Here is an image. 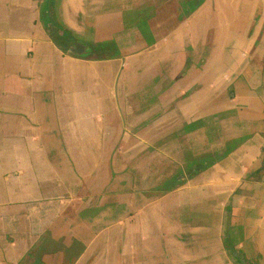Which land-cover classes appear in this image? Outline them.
I'll use <instances>...</instances> for the list:
<instances>
[{
    "label": "crops",
    "instance_id": "obj_1",
    "mask_svg": "<svg viewBox=\"0 0 264 264\" xmlns=\"http://www.w3.org/2000/svg\"><path fill=\"white\" fill-rule=\"evenodd\" d=\"M0 264H264V0H0Z\"/></svg>",
    "mask_w": 264,
    "mask_h": 264
},
{
    "label": "water",
    "instance_id": "obj_2",
    "mask_svg": "<svg viewBox=\"0 0 264 264\" xmlns=\"http://www.w3.org/2000/svg\"><path fill=\"white\" fill-rule=\"evenodd\" d=\"M47 26L53 34H55L58 30L55 27H51L50 24H47ZM66 52L82 59L91 58L93 55L90 46L78 40L74 41L70 47H67Z\"/></svg>",
    "mask_w": 264,
    "mask_h": 264
},
{
    "label": "trees",
    "instance_id": "obj_3",
    "mask_svg": "<svg viewBox=\"0 0 264 264\" xmlns=\"http://www.w3.org/2000/svg\"><path fill=\"white\" fill-rule=\"evenodd\" d=\"M57 42V44L59 45V47L66 52V49L68 47V42L73 43V41H76V38H72L71 36H64V37H55L54 38Z\"/></svg>",
    "mask_w": 264,
    "mask_h": 264
},
{
    "label": "flooded vegetation",
    "instance_id": "obj_4",
    "mask_svg": "<svg viewBox=\"0 0 264 264\" xmlns=\"http://www.w3.org/2000/svg\"><path fill=\"white\" fill-rule=\"evenodd\" d=\"M63 37H64V36H63ZM75 40H77V38H76ZM73 42H74V41H73ZM67 44H68V47H70L72 43L68 42ZM104 49H105V48H104ZM104 49H103V51H100V47L98 48V47H96V46H95V47L92 46V54H95V53H97L98 51L101 52V53H102V52H106V51L109 52V50H104ZM107 49H108V48H107Z\"/></svg>",
    "mask_w": 264,
    "mask_h": 264
},
{
    "label": "rangeland",
    "instance_id": "obj_5",
    "mask_svg": "<svg viewBox=\"0 0 264 264\" xmlns=\"http://www.w3.org/2000/svg\"><path fill=\"white\" fill-rule=\"evenodd\" d=\"M81 41H82V40H81ZM82 42L84 43V41H82ZM85 44H86V43H85ZM104 48H105V49H104ZM90 49H92V47H90ZM103 49H104V50H109V49H107L106 46H104ZM100 50H101V49H100ZM92 56H93V55H92Z\"/></svg>",
    "mask_w": 264,
    "mask_h": 264
}]
</instances>
